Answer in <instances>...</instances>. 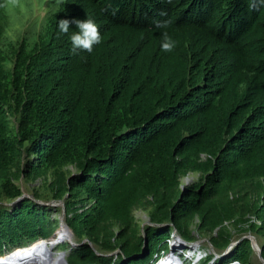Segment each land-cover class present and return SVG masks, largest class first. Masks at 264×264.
Here are the masks:
<instances>
[{"label":"trees","instance_id":"1","mask_svg":"<svg viewBox=\"0 0 264 264\" xmlns=\"http://www.w3.org/2000/svg\"><path fill=\"white\" fill-rule=\"evenodd\" d=\"M3 10L0 260L56 241L50 201L92 245L71 246L68 264H152L172 234L208 240L217 252L203 264H254L249 239L226 252L243 232L264 259V0H60L17 45ZM86 18L101 43L74 53L75 25L57 22Z\"/></svg>","mask_w":264,"mask_h":264},{"label":"rangeland","instance_id":"2","mask_svg":"<svg viewBox=\"0 0 264 264\" xmlns=\"http://www.w3.org/2000/svg\"><path fill=\"white\" fill-rule=\"evenodd\" d=\"M60 4V0H4V10L3 14L5 16V37L6 41L10 43H15L17 45L18 41L23 38L28 39L32 38L38 34L39 30L44 24V18L46 14L51 11H56L57 7ZM32 41V40H31ZM197 175H190L184 179V186L192 183L195 179H197ZM259 182V180H255V185ZM41 185V181H36L33 184H24L20 183L22 191L26 199H33V189L39 187ZM256 196L254 191H251L248 196V202L251 203L252 197ZM259 196L257 195V200L255 201L253 208L250 210V214L253 215L254 212L258 209L260 205ZM43 204H48V208L51 209L50 217L52 220L58 221L59 225L49 241L53 240L56 237V234L60 230L61 219L63 216V206L62 204L54 201L44 202ZM60 204V205H59ZM136 218L142 222L143 227L150 225V221L145 212L138 210L135 213ZM57 227V226H56ZM62 231V230H61ZM61 231L59 233H61ZM58 233V234H59ZM235 233L234 240L235 242L238 239H241L244 236H247L248 233ZM244 234V235H241ZM66 240V239H65ZM72 241L77 243L84 241L83 237H74L72 235ZM67 241V240H66ZM79 243V244H81ZM171 251L168 253H164L163 257H168L172 254L173 246L177 249L172 255L178 256L180 263L183 264H203L204 260L208 255H215L217 251H215L208 240L201 239L194 243H187L182 240L177 234H172L170 239ZM71 248V244L69 241L64 242L62 244L57 245L54 249L50 250L51 255V264H58V261H62L61 264H67V262H63L61 258H63V253L69 252ZM176 253V254H175ZM8 254L5 253L4 256ZM219 257V256H218ZM67 257H65V260ZM37 261V260H36ZM2 263V262H0ZM14 264V263H13ZM254 264H262L259 260L257 254L255 253Z\"/></svg>","mask_w":264,"mask_h":264},{"label":"clouds","instance_id":"3","mask_svg":"<svg viewBox=\"0 0 264 264\" xmlns=\"http://www.w3.org/2000/svg\"><path fill=\"white\" fill-rule=\"evenodd\" d=\"M171 2V0H169ZM75 25V31L69 37L72 45V51L77 53L79 51H86L91 53L93 46L101 43V34L99 31L98 25L92 19H60L57 22V27L61 33L67 34L69 32L70 26ZM155 26L157 28H166L168 26V21H155ZM176 46L175 41H173L167 34L163 33V43L161 48L165 52H171ZM258 243V242H257ZM173 251V250H172ZM7 255V254H6ZM172 256L161 257L156 262L152 264H159L162 258H165L164 261L168 260ZM173 263H177L175 259H172ZM163 261V262H164ZM179 262V260H177ZM183 264L185 262L183 261Z\"/></svg>","mask_w":264,"mask_h":264},{"label":"bare ground","instance_id":"4","mask_svg":"<svg viewBox=\"0 0 264 264\" xmlns=\"http://www.w3.org/2000/svg\"><path fill=\"white\" fill-rule=\"evenodd\" d=\"M65 232H66V230L63 227V230L61 231V233H59V235L63 236ZM62 243H64V242H62ZM62 243H56L55 241L52 243H49V244L40 243L31 249L19 251L15 254L11 255L10 257L0 261V262H2L0 264H13V263L14 264H51L50 258L52 256L49 255L50 250L54 249L57 245L62 244ZM173 249H174L173 253L177 251V249L174 248V246H173ZM61 260H63V262H64V258H61ZM177 260H179V257L175 256V261L178 262ZM179 262H180V260H179ZM61 263H62V261H61ZM61 263H60V261H58V264H61ZM159 264H177V263H173L172 260L168 259L164 262H160Z\"/></svg>","mask_w":264,"mask_h":264},{"label":"water","instance_id":"5","mask_svg":"<svg viewBox=\"0 0 264 264\" xmlns=\"http://www.w3.org/2000/svg\"><path fill=\"white\" fill-rule=\"evenodd\" d=\"M24 199H26L25 195H23L22 197H20L19 199H17L14 203L9 204V206H13L16 203H18V202H20V201H22ZM54 202H56V201H54ZM40 203L42 204V202H40ZM58 203L62 204V206H63V216H66V210H65L64 203L63 202H58ZM43 205L49 206L48 204H43ZM63 227L66 230V232L64 233L63 236H61V235L58 236L57 240L55 241L56 243H62V242H65L67 240V241H69V243L71 244L72 247H78V246H81L83 244L88 243L87 240H84L81 244H76V243H74L71 240L72 235H73V232L70 229V227L67 225L65 217L63 219H61L60 231L63 230ZM143 236L145 237V234ZM244 239H249L251 241V245H252L253 251L257 254V256H258L259 260L262 262V264H264V259L262 258L261 248H260L259 244L257 243L256 240H252L251 238L246 237V236L242 237L240 240H238L236 242L231 243L226 252H230L236 245H238ZM38 242H46V240H43V239L42 240H38L34 244H36ZM34 244H32V245H34ZM88 244L92 247V245L90 243H88ZM146 244H147V241L145 239V245ZM29 247H31V245ZM23 249H27V248H23ZM15 251L16 250H14V251H12V252H10L8 254L13 255L14 253H16ZM65 257H66V253H63L64 262L66 263L67 260H65ZM172 259H175V257L173 255L169 258V260H172ZM0 261H2V260H0ZM179 263L180 262H177V264H179ZM67 264H68V262H67ZM180 264H182V263H180Z\"/></svg>","mask_w":264,"mask_h":264},{"label":"built area","instance_id":"6","mask_svg":"<svg viewBox=\"0 0 264 264\" xmlns=\"http://www.w3.org/2000/svg\"><path fill=\"white\" fill-rule=\"evenodd\" d=\"M251 224H257V225H260V222H259L258 220H256L255 217H250L249 225H251ZM249 225H247L246 227H249ZM246 237H249V238H251L252 240H256L255 236L252 235L251 232H248V235H247ZM256 241H257V240H256ZM164 260H165V258H162V259L160 260V262H163ZM160 262H159V263H160ZM232 264H240V263L235 262V263H232Z\"/></svg>","mask_w":264,"mask_h":264}]
</instances>
